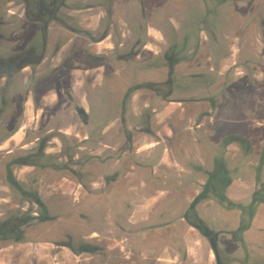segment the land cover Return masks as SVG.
<instances>
[{"label": "flooded vegetation", "instance_id": "flooded-vegetation-1", "mask_svg": "<svg viewBox=\"0 0 264 264\" xmlns=\"http://www.w3.org/2000/svg\"><path fill=\"white\" fill-rule=\"evenodd\" d=\"M228 102L263 110L255 134L210 125ZM156 145L194 176L161 185L164 212L182 213L165 224L203 240L201 264H259L245 236L264 206V0H0V261L161 262L160 248L143 254L165 224L83 217L126 213L120 169L140 170ZM239 160L247 182L230 175Z\"/></svg>", "mask_w": 264, "mask_h": 264}, {"label": "crops", "instance_id": "crops-1", "mask_svg": "<svg viewBox=\"0 0 264 264\" xmlns=\"http://www.w3.org/2000/svg\"><path fill=\"white\" fill-rule=\"evenodd\" d=\"M168 116L167 113L161 115L162 119ZM161 119V120H162ZM167 135L171 136V131L165 130ZM170 143H168L169 145ZM146 146H150L146 144ZM149 151L143 156L145 160V168H141L137 171L134 167L126 166V171L123 173V169H120L119 165H116V169H120V174H123L122 182V196L116 205L118 212L124 209H128L126 213H84L85 218L92 220L94 224L99 223L105 219H109L110 223L115 222L116 225L127 227H149L155 225H164L168 220L175 217H180L182 213H165V211L171 209L169 199H166L168 190L162 188L161 185L168 187L169 185L175 186V184L187 185L189 180L194 176L189 173V168L182 166L177 158V153L172 147L167 146L166 149L160 148L159 145L150 147ZM84 170L87 167L83 168ZM185 171H181V170ZM140 183H142L140 185ZM139 184L138 187L135 188ZM108 193L109 199L113 195L110 191ZM110 193V194H109ZM166 194V195H165ZM99 199V197H97ZM122 201V202H121ZM93 227V226H91ZM148 231L143 232L146 234ZM85 235H90L94 238L97 234V238L106 239L105 234H100V230L94 228L85 227ZM155 238H146L145 252L143 256L146 258L152 255L155 250L161 249L158 255V264H180V251L184 250L187 253L183 263L185 264H201L204 260L205 245L203 240L194 233L191 229L183 223L180 219L175 220L173 224H165L164 226H157L154 229ZM108 236V235H107ZM158 247V248H157ZM158 259V258H157Z\"/></svg>", "mask_w": 264, "mask_h": 264}, {"label": "rangeland", "instance_id": "rangeland-1", "mask_svg": "<svg viewBox=\"0 0 264 264\" xmlns=\"http://www.w3.org/2000/svg\"><path fill=\"white\" fill-rule=\"evenodd\" d=\"M179 4H181L182 6V3H179ZM183 13L185 12L183 11ZM180 36L181 38H183L182 34ZM238 95L243 96L244 90L241 89L238 92ZM260 95L261 93H259L258 91L255 92V96L259 97ZM255 104L256 103H253L254 106ZM257 110L263 111L262 109H258V108ZM261 111H257V112L260 113ZM256 113L252 115V113H249L248 111L243 110L242 104H239V103L233 104V103L228 102L225 105L224 114L221 119L222 123L219 124V122H211L210 125L213 128L217 127L218 133L223 132L225 130H238L247 136H251L252 134L256 133L254 130H252L253 126L250 125L251 119L252 118L258 119V120L261 119V117ZM218 125H221V126H218ZM211 146L212 147H210V149H214L213 143L211 144ZM255 159L256 157H250L247 160L254 161ZM228 166L230 170V175L236 181L247 182L252 176L256 175L255 170L252 169L250 165L248 166L245 164V160L243 162L241 161V163H240V160L230 162L228 163ZM260 209H261L260 213H257L256 219L253 221L249 232L245 236V242L247 244L246 248H247L248 257H250L251 260H256V262L259 264H264V206H261ZM212 212L215 213L216 211L213 210ZM228 215L231 216L232 214H228ZM207 220L209 221L210 218H207ZM49 236L53 237L54 233L51 232ZM229 252L232 253V255L236 257H240V254H241V251L239 250V248L236 249V247H231L229 249ZM2 259L4 260V258H1V260ZM0 264H5V263L4 261H0ZM235 264H238V263L235 262Z\"/></svg>", "mask_w": 264, "mask_h": 264}, {"label": "water", "instance_id": "water-1", "mask_svg": "<svg viewBox=\"0 0 264 264\" xmlns=\"http://www.w3.org/2000/svg\"><path fill=\"white\" fill-rule=\"evenodd\" d=\"M218 264H220V263H218Z\"/></svg>", "mask_w": 264, "mask_h": 264}]
</instances>
